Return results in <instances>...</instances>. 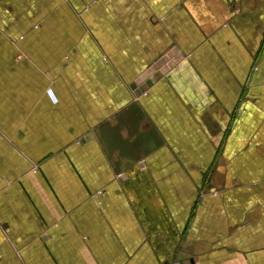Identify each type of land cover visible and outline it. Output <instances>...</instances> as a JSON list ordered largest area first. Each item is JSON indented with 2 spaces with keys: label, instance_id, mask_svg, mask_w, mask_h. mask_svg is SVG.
Returning <instances> with one entry per match:
<instances>
[{
  "label": "crops",
  "instance_id": "crops-1",
  "mask_svg": "<svg viewBox=\"0 0 264 264\" xmlns=\"http://www.w3.org/2000/svg\"><path fill=\"white\" fill-rule=\"evenodd\" d=\"M0 264H264V0H0Z\"/></svg>",
  "mask_w": 264,
  "mask_h": 264
}]
</instances>
